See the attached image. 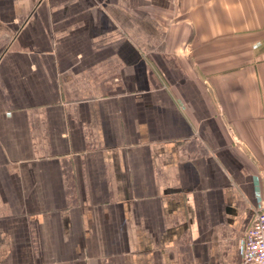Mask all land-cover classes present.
Segmentation results:
<instances>
[{
  "label": "crops",
  "instance_id": "0c3cea01",
  "mask_svg": "<svg viewBox=\"0 0 264 264\" xmlns=\"http://www.w3.org/2000/svg\"><path fill=\"white\" fill-rule=\"evenodd\" d=\"M257 187L264 0H0V264H240Z\"/></svg>",
  "mask_w": 264,
  "mask_h": 264
},
{
  "label": "built area",
  "instance_id": "2783aa9c",
  "mask_svg": "<svg viewBox=\"0 0 264 264\" xmlns=\"http://www.w3.org/2000/svg\"><path fill=\"white\" fill-rule=\"evenodd\" d=\"M259 185V176H254ZM254 219L249 226L241 244L240 264H264V196L257 187Z\"/></svg>",
  "mask_w": 264,
  "mask_h": 264
}]
</instances>
